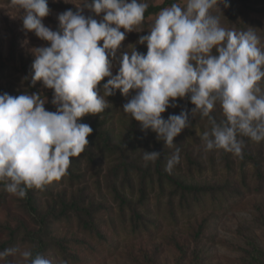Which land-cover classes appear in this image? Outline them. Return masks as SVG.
<instances>
[{
  "label": "clouds",
  "instance_id": "9594fccd",
  "mask_svg": "<svg viewBox=\"0 0 264 264\" xmlns=\"http://www.w3.org/2000/svg\"><path fill=\"white\" fill-rule=\"evenodd\" d=\"M64 2L76 10L59 13L53 30L43 23L51 11L48 0H10L22 12V29L46 42L31 49L30 81L53 90L55 111L45 108L49 101L40 92L0 93V184L5 191L23 199L29 189L42 190L67 175L93 132L81 118L103 113L110 107L107 97L117 89L130 96L122 110L140 123L141 131L155 132L164 147L174 149L165 166L169 174L181 162L174 138L197 113L208 120L201 135L206 152L223 150L242 158L244 137L264 141V46L252 27L228 28L212 14L220 5L229 7V0H179L162 8L137 41L146 42V54L133 45L119 56L126 34L143 30L147 0ZM177 98L194 107L164 118L168 108L179 106ZM217 105L223 116L219 121L211 114ZM161 155L144 150L145 166ZM17 255L23 264H54L20 246L0 251V261L13 264L6 258Z\"/></svg>",
  "mask_w": 264,
  "mask_h": 264
},
{
  "label": "rangeland",
  "instance_id": "374dc122",
  "mask_svg": "<svg viewBox=\"0 0 264 264\" xmlns=\"http://www.w3.org/2000/svg\"><path fill=\"white\" fill-rule=\"evenodd\" d=\"M164 1L166 0H147L149 5L162 4ZM255 1L251 5L252 9L248 10L247 28L251 27V20L260 24L254 30L261 37V44L264 46V30L262 29L264 0ZM48 2L65 3L64 0H48ZM75 2L79 3L82 0H75ZM173 2H179V0H173ZM229 3V7L234 8L235 14H239L244 9L241 0H229ZM67 4L76 7L71 2ZM168 6L170 5L167 4L166 7ZM49 7L50 14L43 19V23L56 30L59 23L57 16L63 11ZM229 7L220 5V9H213L212 14L220 17L223 26L242 30L237 27V23H230ZM246 11L247 9H244V14ZM84 14L89 15V10L84 9ZM21 15V10L18 7H12L10 0H0V93L7 92L15 96L25 91L40 92L49 101L45 104V108L55 111V106L50 102L53 90L45 88L41 81L31 86L30 81L33 73L31 65L34 60L31 49L44 45L46 42L37 38L33 32H25L22 29V20L19 17ZM103 15L101 13L96 19L99 21ZM155 15L149 16L146 22H143L142 31L126 34V39L122 41L117 56L122 52L130 51L133 45L138 51L146 54V42L139 44L137 41L141 35L148 34ZM237 18L238 23L245 19L241 15H237ZM116 63L117 66L113 69L114 74L119 67L118 62ZM25 76L29 79H23ZM107 79L108 77H105L101 84ZM107 99L110 107L103 113L85 115L80 122L89 124L93 128V133L101 131L110 133L113 143H117L125 137L132 120L131 116L122 110V105L128 102L130 96L125 97L117 89L115 95ZM177 99L178 104L185 100ZM193 107V104L190 105L189 112ZM179 112L178 107H170L162 113V116L167 118L169 114ZM211 114L215 118H223L219 105ZM199 116V113L195 114L191 121L195 124L185 128L180 139L183 148L189 151L191 158L197 161L199 166L190 165L184 154H181V162L173 170V175L185 183L200 185L230 183L241 187V173L244 171L248 182L253 185L254 166L250 161L243 166L241 157L229 153V158L233 162L232 170H230L220 150L207 152L204 150L201 135L208 128V120L198 123L196 119ZM138 126L140 127L139 122ZM148 149L140 148L137 154L143 156L144 150L149 151ZM249 149L254 154L261 150L264 169V142L261 145L253 143ZM85 151L79 157L72 158L74 178L67 173L60 180H54L46 185L42 190H34L39 211H45L60 194H64L67 200L71 196L81 197L85 205L91 203L95 208L93 217L97 220L102 237L82 228L75 216L50 223V235L55 239L63 238L68 249L79 256L77 263L66 261L67 264H192L191 252L194 248L198 250L202 264H247L250 256L248 251L254 245L264 250V189L259 192L246 191L242 196L229 197L227 201H222L224 207L220 210H212V199L207 195L204 207H196L191 215H180L177 223L173 224L167 213V200L172 187L165 182L164 191L159 194L160 189L155 178L153 190L148 191L145 207H139V211L146 218L147 227L140 224L135 229L130 221L129 210H125L123 219L119 214L118 202L104 185L105 173L116 162V155H110L104 149L98 148L95 142H89ZM88 151L90 153H87ZM142 163L145 164L143 158ZM124 193L132 202L139 197L137 191L130 194L128 190H124ZM208 218L213 220L203 230L195 245L193 235L199 225ZM22 222L31 227L36 226L24 211L20 198L9 193L6 200L0 204V224L15 227ZM6 237V233L0 232V242ZM177 244L186 252H181ZM16 246L29 249L27 243L17 242ZM44 255L51 258L54 264L65 262L56 247H50ZM7 260L12 261L13 264H23L18 255L10 256ZM0 264L5 262L0 261Z\"/></svg>",
  "mask_w": 264,
  "mask_h": 264
},
{
  "label": "trees",
  "instance_id": "16d2710c",
  "mask_svg": "<svg viewBox=\"0 0 264 264\" xmlns=\"http://www.w3.org/2000/svg\"><path fill=\"white\" fill-rule=\"evenodd\" d=\"M255 0H241L244 9H247L244 14V9L239 14L234 13V8H228V19L231 24L237 23V27L242 30H247L246 17L249 14L248 10L252 9L251 5L254 4ZM173 0H166L162 4H150L148 10L145 13V21L151 15L157 14L162 8L166 7L167 4L171 5ZM49 6L55 9L65 11L67 9L76 10V7L71 6L67 3H49ZM237 15L244 16V20L238 23ZM96 16L95 18H97ZM250 25L253 29L258 25L251 20ZM264 30V24L262 25ZM192 105L187 99L180 103L178 108L186 107L189 110ZM212 116H214L212 114ZM132 118V117H131ZM217 121L220 119L216 118ZM207 120V118H201L199 116L196 121ZM191 124H195L192 123ZM182 133V132H181ZM181 133L174 138V144L176 147L181 149L180 155L184 154L190 165L199 163L191 158V154L186 148H183L181 142ZM245 148L243 150V166L247 161H250L254 166V183L253 185L248 182L245 172L241 173V187L234 186L230 183L223 185L219 184H192L185 183L180 180L173 173L169 174L165 171L168 158L174 149H169L167 146L164 147V142L156 139V133L148 130L145 134L141 131L138 126V121L134 118L131 120L129 127L127 128L125 137L117 143H113L112 136L110 133L101 131L97 133H91L88 136L90 143L95 142L98 148L104 149L110 155H116V162L108 168L104 176L105 188L110 191L114 199L118 202L119 214L124 219L125 210L130 212V221L134 228L143 224L147 227L145 216L139 211V207L144 208L148 200V191H152L155 178L159 187V194L163 193L165 182L171 185V191H169V198L167 200V213L169 214L172 223L176 224L180 215H191L196 207L205 205L206 196L208 195L212 199V210H220L223 208L222 201H227L229 197L242 196L244 192L248 191H261L264 189V169L261 157V150L259 149L256 154L252 153L249 146L256 142L251 141L249 138L244 137ZM264 141L258 143L261 145ZM152 145V146H151ZM151 146V147H150ZM140 148H149V151H160L162 152L161 157L154 163L149 162L147 166L142 163V156L137 154ZM224 158L225 164L228 169L232 170V160L229 158V153L220 150ZM84 151L83 153H85ZM87 153H90L89 151ZM93 158H91L92 160ZM72 163L67 170V173L71 178H74L72 173ZM35 189H29L27 196L23 199L20 198L24 211L28 214L30 219L36 225L34 227L28 226L22 222L15 227L0 224V232L6 233L7 237L5 240L0 242V251L6 248H10L17 245V242L29 244V249L32 250L33 255L37 252L45 254L50 247H56L60 253V256L64 261H72L77 263L79 256L78 254L71 252L68 247L64 244V239H55L50 235L49 226L53 221H58L61 218L69 219L72 216L77 218L79 225L85 230H89L91 233L97 234L102 237L100 230L98 229L97 220L94 219L93 214L95 212L94 206L90 203L85 205L83 198L71 196L70 199H66L64 194H60L58 199L48 205L45 211H39L36 198L34 196ZM124 190H128L130 194L137 191L139 194L138 199L135 202L124 193ZM8 192L4 190L3 185L0 184V204L6 200ZM159 200V197L157 198ZM58 205V208H57ZM146 209V208H145ZM212 218L205 219L201 223L198 229L195 231L194 243L197 245L198 238L201 237L202 232L212 222ZM181 252L186 251L177 244ZM250 256L248 257L247 264H264V250L258 246L248 251ZM192 264H202L199 252L194 248L191 252ZM7 257L6 259H8ZM153 264V263H149Z\"/></svg>",
  "mask_w": 264,
  "mask_h": 264
}]
</instances>
